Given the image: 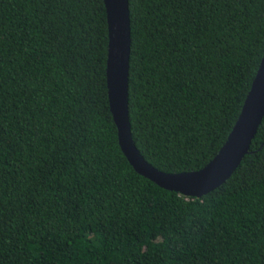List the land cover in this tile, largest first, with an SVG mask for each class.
<instances>
[{"label": "trees", "instance_id": "16d2710c", "mask_svg": "<svg viewBox=\"0 0 264 264\" xmlns=\"http://www.w3.org/2000/svg\"><path fill=\"white\" fill-rule=\"evenodd\" d=\"M128 116L143 159L202 169L264 54V0H128ZM103 0H0V264H264V115L200 198L138 174L107 91Z\"/></svg>", "mask_w": 264, "mask_h": 264}, {"label": "water", "instance_id": "95a60500", "mask_svg": "<svg viewBox=\"0 0 264 264\" xmlns=\"http://www.w3.org/2000/svg\"><path fill=\"white\" fill-rule=\"evenodd\" d=\"M108 24L106 81L110 111L121 151L133 169L158 186L185 197L200 198L224 183L248 153L264 115V54L239 118L226 142L202 169L163 173L148 164L131 137L128 116L130 21L128 0H103Z\"/></svg>", "mask_w": 264, "mask_h": 264}]
</instances>
